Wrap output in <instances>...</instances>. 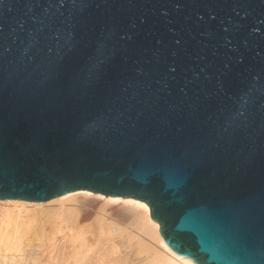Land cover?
<instances>
[{
	"label": "water",
	"instance_id": "obj_1",
	"mask_svg": "<svg viewBox=\"0 0 264 264\" xmlns=\"http://www.w3.org/2000/svg\"><path fill=\"white\" fill-rule=\"evenodd\" d=\"M78 190L264 264V0H0V200Z\"/></svg>",
	"mask_w": 264,
	"mask_h": 264
},
{
	"label": "bare ground",
	"instance_id": "obj_2",
	"mask_svg": "<svg viewBox=\"0 0 264 264\" xmlns=\"http://www.w3.org/2000/svg\"><path fill=\"white\" fill-rule=\"evenodd\" d=\"M92 217V225L87 229L90 233L101 234L102 231L104 234L106 229L113 228L111 230L118 231L117 235L123 238V232L130 227L135 229V236H129V243L137 241L138 254H146L150 263L196 264L190 258H181L165 244L160 226L152 221L144 202L87 190L71 192L44 203L0 200V264H38L41 248L60 235L64 236L60 240L62 243L74 238L73 244L80 245V237L84 241L87 233L81 226ZM27 246L33 250L29 256H25Z\"/></svg>",
	"mask_w": 264,
	"mask_h": 264
},
{
	"label": "rangeland",
	"instance_id": "obj_3",
	"mask_svg": "<svg viewBox=\"0 0 264 264\" xmlns=\"http://www.w3.org/2000/svg\"><path fill=\"white\" fill-rule=\"evenodd\" d=\"M89 220L81 226L84 231H87V229L91 227L93 217ZM108 229L106 230L109 232L106 233V230L104 231L106 235H104L102 231H100L101 234L87 231L84 236V241L83 237H80V245L77 243L73 244L74 238L65 240V243H62L60 240L64 236L62 237L60 235L55 238L50 245L48 244V246L41 248L38 253V264H146V261H148L149 264H153L152 262L150 263V258L146 257V254H138L137 250L139 248L136 247L138 246L137 241L134 240L132 241L133 243H129L128 239L135 236V229L131 228L133 231L128 229L123 232V238L117 235L118 231L113 232V228ZM12 232L13 231L9 230V233L12 234ZM95 234L101 237L99 238ZM143 240L145 241L144 237ZM144 241L143 244L145 243ZM27 248L28 251L25 252V256H29L33 252V250H31L32 248L29 246H27Z\"/></svg>",
	"mask_w": 264,
	"mask_h": 264
}]
</instances>
